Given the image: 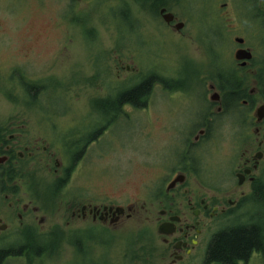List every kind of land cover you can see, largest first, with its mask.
<instances>
[{"label": "flooded vegetation", "instance_id": "1", "mask_svg": "<svg viewBox=\"0 0 264 264\" xmlns=\"http://www.w3.org/2000/svg\"><path fill=\"white\" fill-rule=\"evenodd\" d=\"M249 1L254 5V0ZM134 2L139 8L151 7V0L149 5L147 0ZM176 22L175 17L167 25ZM57 23L59 27L61 21ZM223 31L226 40L228 30ZM233 41L230 58H223L215 70L199 73L204 106L195 118L182 116L183 128L175 129L177 108L170 110L175 142L170 143L177 147L176 156L153 162L133 196H100L81 174L80 181L71 183L73 165L86 157L102 128L30 123V115H40L34 105L16 108L11 114L16 117H0V241L41 243V251L21 247L26 264H68L71 259L73 264H217L207 261L214 234L245 225L257 228L262 245L235 264H249L252 259L254 264H264V52L259 51V57L254 52V42L264 49V30H252L251 46L240 36ZM239 50L250 51V58L236 59ZM103 53V62L92 59L90 76L81 74L80 81L66 87L75 85L80 114L97 111L105 121L102 125L123 118L128 109L146 115L154 79L162 82L164 90L162 79L144 74L136 83L129 80L115 88L110 84L114 83L112 70L117 78L121 71L135 70L120 55ZM45 80L29 76L28 81L16 83L28 94L26 100L35 103L47 86L42 84ZM147 81L137 105L123 101L115 106L118 92ZM103 90L105 95H99ZM219 141L224 142L221 149ZM216 152L222 154L219 161L213 159ZM41 172L52 178L47 188L40 186ZM131 224L141 229L139 243L133 247Z\"/></svg>", "mask_w": 264, "mask_h": 264}, {"label": "rangeland", "instance_id": "2", "mask_svg": "<svg viewBox=\"0 0 264 264\" xmlns=\"http://www.w3.org/2000/svg\"><path fill=\"white\" fill-rule=\"evenodd\" d=\"M134 1L0 0L1 119L8 118L16 108L34 105L40 115H30L26 119L30 123L43 121L57 128L88 125L97 131L102 128L98 139L88 147L86 157L73 165L71 176L74 185L80 181L81 174L83 179L92 182L100 196L103 193L115 196L137 194L141 182L148 178L153 162L176 156L177 147L170 143L173 141L170 110L173 112L172 109L177 108L175 129L183 128L182 116L193 120L204 106L199 73L208 68L215 70L223 58H230L235 36L245 38L251 46L252 30H261L249 0H165L163 7L175 15L177 22L184 24L180 33L174 25L169 27L162 20L158 13L161 6L155 13L149 6L139 8ZM147 3L149 5V0ZM257 4L258 10L264 12V2L258 0ZM124 6L128 7L131 16L126 15ZM221 20L228 30L226 40L221 37V34L225 35L218 25L221 22L223 26ZM57 21H61L59 27ZM60 43H64L65 49L62 50ZM254 50L258 57L259 51L264 52L255 42ZM103 52L120 55L130 64V69L135 70L121 71L119 78L112 70L114 83L111 81L110 84L115 88L129 80L131 84L136 83L144 74L162 79L164 90L162 82L154 79L146 115L128 109L123 118L116 117L118 120L103 126L104 120H100L102 116L97 111L80 114L82 105L76 98L75 85L66 87L80 81L81 74L90 76L92 59L102 58L103 62ZM205 62H208L206 66ZM99 64L103 70V64ZM29 76L36 81L46 78V83L41 82L47 86L41 88L35 103L26 100L28 94L16 83L20 79L28 81ZM104 90L99 91V95H105ZM176 92L177 95H173ZM84 94L88 97V92L84 91ZM38 132L34 131L35 134ZM51 137L60 142L58 136ZM218 146L223 148L224 142L219 141ZM221 156V152H216L213 159L219 161ZM39 177L42 188L52 183V178L44 172ZM140 233V227L131 224L129 240L132 247L139 243ZM23 244L28 245L0 241V247L13 249L14 254V248ZM30 246L29 251H32V244ZM254 262L252 259L249 264ZM4 264L26 262L12 256ZM68 264H73V259Z\"/></svg>", "mask_w": 264, "mask_h": 264}, {"label": "trees", "instance_id": "3", "mask_svg": "<svg viewBox=\"0 0 264 264\" xmlns=\"http://www.w3.org/2000/svg\"><path fill=\"white\" fill-rule=\"evenodd\" d=\"M264 2V0H261ZM258 0H254L252 5L255 16L259 20L261 30H264V12L258 9ZM127 5V3L125 2ZM166 5L165 0H151V8L157 13L158 6L163 7ZM126 15L131 16L127 6H124ZM222 21V20H221ZM223 23V21H222ZM222 30H225V26H221V22L218 23ZM148 81L130 89L129 91H121L115 97V106L119 103L130 101L136 104L137 98L147 89ZM262 245L261 233L257 228L253 226L238 227L233 229H227L225 231H219L214 234L212 241L207 250V261L216 262L217 264H235L237 261L246 259L251 253L252 249H257ZM12 253L9 250H0V263L4 257Z\"/></svg>", "mask_w": 264, "mask_h": 264}, {"label": "water", "instance_id": "4", "mask_svg": "<svg viewBox=\"0 0 264 264\" xmlns=\"http://www.w3.org/2000/svg\"><path fill=\"white\" fill-rule=\"evenodd\" d=\"M159 15L161 16L162 20L166 23V24H170L174 19L175 16L172 12L167 11V9L165 7H162L159 10ZM183 23L182 22H177L176 24H174V28L175 30H181L183 27ZM237 42H243L242 39L238 38L236 39ZM251 56L250 51L248 50H239L236 52V59H249Z\"/></svg>", "mask_w": 264, "mask_h": 264}, {"label": "bare ground", "instance_id": "5", "mask_svg": "<svg viewBox=\"0 0 264 264\" xmlns=\"http://www.w3.org/2000/svg\"><path fill=\"white\" fill-rule=\"evenodd\" d=\"M238 227H245V225H236V226H233V227H230V228H228L229 230L230 229H233V228H238ZM31 244H32V252H35V251H41V249H42V247H41V243H38V242H31ZM23 246H25L22 250H24V251H29L30 249V244L28 243V245H25V244H23V245H21V246H19V247H15L14 249V251H15V254L13 253V249H9V248H4V250H9V251H11L12 253H10L9 255H7L6 257H4V259H2V261H1V263L0 264H4L5 262H6V260H7V258H9V257H12V256H18V258H21L20 256H21V247H23ZM34 246V247H33ZM32 254V253H31ZM22 259V258H21Z\"/></svg>", "mask_w": 264, "mask_h": 264}]
</instances>
